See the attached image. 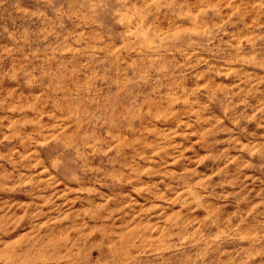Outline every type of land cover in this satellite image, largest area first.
I'll use <instances>...</instances> for the list:
<instances>
[{"label": "rangeland", "instance_id": "obj_1", "mask_svg": "<svg viewBox=\"0 0 264 264\" xmlns=\"http://www.w3.org/2000/svg\"><path fill=\"white\" fill-rule=\"evenodd\" d=\"M0 264H264V0H0Z\"/></svg>", "mask_w": 264, "mask_h": 264}]
</instances>
